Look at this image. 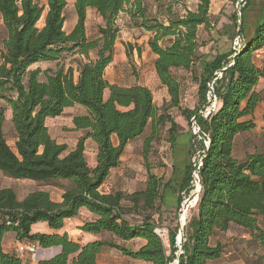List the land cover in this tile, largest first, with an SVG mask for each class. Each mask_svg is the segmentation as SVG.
<instances>
[{
	"label": "trees",
	"instance_id": "1",
	"mask_svg": "<svg viewBox=\"0 0 264 264\" xmlns=\"http://www.w3.org/2000/svg\"><path fill=\"white\" fill-rule=\"evenodd\" d=\"M72 1L76 23L67 33L64 24L68 0H46L45 5L39 0H0V101L11 112L14 133L11 147L3 131L5 108L0 107V173L18 181L67 183L61 185L60 202L53 201L45 190H34L19 199L13 189H0V264H21L20 255L28 254L19 252L18 246L5 252L2 240L6 234L14 235L20 245L59 248L55 257L38 264H99L98 256L107 248L144 264H217L224 253L220 239L230 227L244 234L242 239L249 237L251 243L264 246V151L247 154L243 159L234 156L237 138L254 129L250 120L242 119L252 115L261 102L254 87L264 79V69L257 66L254 54L264 47V8L252 34L245 36L243 13L251 0H244L240 16L231 15L233 24L240 21L243 40L239 50L218 54L208 61L199 54L203 44L198 33L215 24L210 14L211 0H150L153 4L149 0ZM229 1L235 4L239 0ZM174 4L182 6L184 12L179 13ZM87 10L94 11L102 21L91 39L86 33ZM120 15L128 18L131 28L149 35L141 45L126 41L121 44L127 58L134 51L140 56L145 49L155 56L153 75L168 95L167 108L181 107L177 70L190 72L198 84L201 107L182 109L181 116L188 123L195 118L199 132L191 140L202 137L198 173L201 191L198 200L190 204L194 209L182 231L184 241L179 255L177 226L167 234L169 251L155 232L169 181L152 173L145 164L141 189L125 193L121 184L108 183L112 171L120 169L126 146L142 137L148 127L150 133L142 151L146 162L152 143L166 124L167 142L172 149L183 130L165 113L166 108L157 112L150 85L120 86L105 79L119 41L116 22ZM70 52L80 57L76 80L72 67H40L42 63H58L64 53ZM208 84L217 103L204 118L201 111L208 105ZM74 106L84 113L75 115L72 124L85 134L68 151L65 144L51 137L46 123ZM86 140L95 146L93 166L85 159ZM193 154L192 142L190 163L180 187L186 195ZM177 201L181 202V195ZM81 209L93 218L80 216ZM76 217L82 221V232L102 238L83 244L66 233L31 231L38 223L59 231L66 220Z\"/></svg>",
	"mask_w": 264,
	"mask_h": 264
},
{
	"label": "rangeland",
	"instance_id": "2",
	"mask_svg": "<svg viewBox=\"0 0 264 264\" xmlns=\"http://www.w3.org/2000/svg\"><path fill=\"white\" fill-rule=\"evenodd\" d=\"M150 1V0H149ZM173 1V0H171ZM244 0H239L237 3L232 4L229 0H211L210 2V14L215 19V24L208 30L201 28L199 30V41L202 42L203 46L199 50V54L205 55L206 60H211L218 54H227L230 50H233V43L236 37H240L242 39L243 35L237 36V29L240 26V21L233 24L231 21V15L234 13L237 16H240V10L243 7ZM41 5H45L46 0H39ZM150 3L153 4L152 1ZM242 3V4H241ZM174 9H176L179 13H183L184 9L182 6L174 4ZM189 7H191L189 5ZM264 8V0H251L250 7L243 13L244 18V25L243 31L245 36L248 33L252 32L253 27L256 21L259 18L261 13V9ZM65 17L66 21L64 24V30L67 32L69 28L75 23L76 15L73 10L72 0H68L67 8L65 10ZM42 21V20H41ZM39 22L38 26L41 27L42 22ZM128 18L124 15H120L117 19L116 26L119 29V43L116 46L117 49L115 51V57L118 61L117 63V76L120 81L128 84L129 82L134 83V80H140V83L145 85H150L152 92H153V102L154 105L158 109V113H162L163 109L166 108L165 113L172 118L173 121L180 124L182 126V131L178 135H193L191 130V122L188 123L184 120L181 116L182 109H194L196 107H201L198 97H197V82L193 79L190 72L177 70L175 72L176 77L180 81V108H167L168 107V95L166 94L165 88L160 86L158 82H156L154 75L150 71V59L149 54L146 51L142 52L141 58H139L136 51L133 52L131 58H127L124 54V50L121 46L122 41H126L128 43L137 45H141L144 40L147 39L149 36L148 34L141 33L136 29L131 28L128 25ZM86 33L88 38H94L96 34V29L99 25H102V21L99 19L98 15L93 12L89 11L86 14ZM247 34V35H246ZM230 58V57H229ZM80 57L78 55H74L72 52L64 53L59 60V62H49V63H42L40 67L42 69H51L55 70L57 66H63L65 69L68 67H72L74 69V80L77 78L76 70V63L79 61ZM110 70H108V73ZM43 79V77H40ZM210 86V87H209ZM210 91L207 94V101H209V97L211 93L213 94L212 85L208 84ZM214 95V94H213ZM215 96V95H214ZM264 97V94H263ZM216 98V96H215ZM212 99V98H211ZM217 101V100H216ZM212 102V101H211ZM208 105L201 111V115L205 112V109L209 107ZM0 107L5 108L4 115L6 116L7 107L6 105L0 101ZM84 111L77 106L68 108L64 110L63 114L54 119H48L46 125L48 127L49 133L53 139H55L60 144H65L68 148V151L73 150L77 145L78 141L84 136V131H78L74 129L72 124V119L75 115L83 114ZM259 124L263 125V118H264V102L263 106L259 113ZM196 125V123H195ZM168 127L169 124H166L160 132L158 133V139H156L149 149L147 162L144 161L142 157L143 151V143L145 137L149 135L150 129L147 128L145 134L142 137L137 138L136 140L129 143L124 151L122 156V161L120 165V169H118L116 175H112L111 178L108 180L110 182H116V184H121L123 189L128 191L139 190L142 188V180L146 177V170L145 164L149 165L152 173L159 174L160 169H165L164 172L166 173L167 167L165 163L170 164L171 155L173 153L172 148H170L169 143L167 142L168 137ZM197 129V126H196ZM3 131L5 134V139L9 146L13 147V138L14 133L11 128V123L8 122L4 124ZM198 131V129H197ZM201 138L197 136V138L191 143H194V154L191 157V167H190V181H189V194L186 193L181 194V202L188 198L195 189V183L193 181V161L197 162L200 156H202V150H200V143ZM112 142L116 144L115 137L112 138ZM190 143V144H191ZM203 143V140H202ZM204 145V143H203ZM264 151V128H256L255 131L250 132L248 135H241L237 138L236 144L234 147V156L238 159H243L245 155L251 154L254 152H261ZM85 159L88 165L93 166L95 163V146L90 140L85 141ZM181 158L186 160L185 155H182ZM168 171V170H167ZM171 173L169 172V175ZM119 175V176H118ZM163 173V179H164ZM173 174H171L168 178L169 181V190L172 189V182L175 183L174 180L171 179ZM164 179V181H165ZM62 182L52 181L47 184H39L36 182H25V181H18V180H11L8 177L2 175L0 173V189L1 188H11L16 193L19 199H22L28 193L34 190H49L53 193L52 198L56 199L58 195L62 191ZM137 184V185H136ZM174 195H170V199L167 198V204H171L173 211L164 212L160 214L159 219L157 220L158 229H163L168 234L169 227L173 229L178 225V209L181 206V202L175 203V196L178 198L177 192L173 191ZM185 198V199H184ZM184 199V200H183ZM194 208H189L187 210L188 219L191 215V212ZM157 218V216H155ZM187 222V220H186ZM107 239V236H104ZM103 237V238H104ZM232 237H235L234 235ZM237 237H240L237 234ZM241 242L245 240H240ZM167 251H169L168 243L164 242ZM244 251V250H243ZM178 252V251H176ZM260 252L257 251L256 254L251 253V256L248 253H243L242 250L238 255V259H242L247 261L249 264H253V262H257L259 264H264L263 261L259 259L264 258V252H261L262 258L257 257ZM179 255V253H178ZM108 264H141L140 262H136L132 259L122 256L119 252L111 249H105L101 256L98 258ZM144 264V263H142Z\"/></svg>",
	"mask_w": 264,
	"mask_h": 264
},
{
	"label": "crops",
	"instance_id": "3",
	"mask_svg": "<svg viewBox=\"0 0 264 264\" xmlns=\"http://www.w3.org/2000/svg\"><path fill=\"white\" fill-rule=\"evenodd\" d=\"M72 6H73V1H72ZM89 11L92 10H87V13ZM94 12V11H93ZM100 19V18H99ZM101 20V19H100ZM43 21V20H42ZM41 21V22H42ZM76 23V21H75ZM75 23L69 28V30L67 31L70 32L71 29L73 28V26L75 25ZM42 26V25H41ZM2 27V21L0 19V28ZM134 29V28H133ZM252 34V32L248 33L247 36H250ZM245 35V34H244ZM243 40V39H242ZM119 42L116 43L115 45V51L117 49V45ZM121 44V43H120ZM122 46V44H121ZM123 48V46H122ZM0 50H1V45H0ZM144 51H146L149 54V59H150V71L152 72V74H154V69H153V61L155 59V56L149 52L148 49H145ZM255 58H256V64L259 68L264 69V47L257 50L255 52ZM139 56V55H138ZM141 55L139 56V58H141ZM117 59L115 57H113L112 63L106 68L105 73H104V77L105 79L110 83V84H117L120 86H127L130 85L131 82H129L128 84L120 81V79L117 76ZM116 68V69H115ZM108 70H110V72L108 73ZM140 80H134V83H140ZM143 84V83H142ZM254 91L256 93H259V95L261 96V102L256 106V108L254 109V112L252 115L250 116H246L244 117L242 120L244 121H248L250 120L253 124H254V129L251 130L250 132H253L256 130V128H264V120H263V125L261 123V125L259 124V113L260 110L263 106V102H264V79L261 78L257 85L254 87ZM243 106V104H242ZM7 113L5 116V121L4 124H7L8 122H10V118H11V112L10 110L7 108ZM264 119V118H263ZM250 132L244 133L242 135H248ZM191 135H177L176 137V142L175 145L173 147V153L171 155V159H170V164L165 163V166L167 167L166 173L164 172L163 169H160V176L164 175V179L166 177L170 178L169 176L171 174L172 177L171 179L175 181V183L172 182V189H167L164 192V199H163V204L161 207V213L164 212H170L173 211L171 204H167V198L168 200L170 199V195H174L173 191L177 192V194L180 196L183 192L180 190L181 187V181L185 176L186 173V168L188 167L189 163H190V159H189V148H190V143H191ZM182 155H185L186 160H183L181 158ZM169 172L171 173L169 175ZM118 174L117 171H112L109 179L111 178L112 175H116ZM119 176V175H118ZM10 179V178H9ZM108 179V180H109ZM13 180V179H11ZM168 181L167 179H165V182ZM25 182H30V181H25ZM62 182V181H61ZM108 183L110 185L115 184L116 182H110L108 181ZM62 185L67 184L66 181L61 183ZM50 192L49 190H45ZM181 191V193H180ZM51 198L53 193H51ZM61 193L58 195V197L56 199H53V201L55 202H60V198H61ZM177 196V195H176ZM175 196V203L177 201V198ZM79 215L86 217V218H93L89 212L86 209H81L79 211ZM160 217V215H159ZM82 226V221L80 220L79 217L76 218H72L69 220H66L64 223V226L61 230L59 231H53L50 230L45 223H38L35 224L31 227V231L32 233H66L71 240L79 242V243H88V242H93V241H98L100 240L102 237L100 235H95V234H91V233H86V232H82L80 230V227ZM172 228V227H171ZM171 228L169 227L168 230H171ZM237 234L240 237H237ZM235 237H232V236ZM244 235V234H243ZM242 233L236 228V227H230V229L224 234L223 237H221L220 241L222 244H224V253L222 254L221 258L217 261V264H248L247 261L242 260V259H238V255L239 253L242 252L243 253H248L251 256V253L256 254L257 251L260 252L259 255L257 257L262 258L260 255L261 252H264V246H262L261 244H259L258 242H250V238L246 237V239H242L241 237L243 236ZM244 237V236H243ZM240 240H245L244 242L240 241ZM18 245V243H16L15 239H14V235L12 234H6L2 240V248L5 252H12L13 249H15ZM108 249V248H107ZM244 250V251H243ZM104 251L101 252V254L99 256L102 255ZM59 253V248L57 247H52V248H48V249H42V248H38V253H37V259L35 261L31 260L28 258V254L23 253L22 255H20V258L22 260L21 264H38L40 261H47L52 259L53 257H55L57 254ZM98 256V258H99ZM264 256V255H263ZM260 261L264 262V258L259 259ZM99 264H108L107 262H104L102 260L97 259ZM136 262H140L141 264L143 263L142 261H136ZM251 263V262H250ZM249 263V264H250ZM253 264H259L257 262H253Z\"/></svg>",
	"mask_w": 264,
	"mask_h": 264
},
{
	"label": "built area",
	"instance_id": "4",
	"mask_svg": "<svg viewBox=\"0 0 264 264\" xmlns=\"http://www.w3.org/2000/svg\"><path fill=\"white\" fill-rule=\"evenodd\" d=\"M241 42H242V39L240 40V37H236L234 39V43H233V51L234 52H237L239 50ZM208 102H209L210 106L205 109V112L203 113V117L204 118L207 117L210 113H212L215 110V108H216L217 101H216L215 96L212 93H211V96L209 97V101ZM197 129H196L195 122H193V120H192V122H191V130H192L193 135L194 134L195 135L198 134L199 130L197 131ZM203 143H204V146L207 147V142L203 140ZM201 163H202L201 156L199 157V159L197 160V162H194L193 161V168L194 169H193V173L192 174H193V181L195 183V189H194V191L192 192L191 195L197 193L198 190H199L200 180H199L198 173H199V169H200ZM189 203L190 202H187V198H186L184 201L181 202V204H180L181 206L178 209V225H177L178 231H177V236H176V246L178 248V253L179 254L181 253V244L184 241L182 231H183V228H184V226L186 224V220H187V218H186V216H187V210L189 208H192V207H190V204ZM183 209L186 210L185 211L186 214H185L184 221H181V215L184 212ZM155 232L163 240V242H167L168 243L167 234H166V231L165 230L158 229L157 228L155 230ZM18 250L21 253L22 252H27L30 255L31 260H33V261H35L37 259L38 248L36 246H34V245H27V246L18 245Z\"/></svg>",
	"mask_w": 264,
	"mask_h": 264
},
{
	"label": "water",
	"instance_id": "5",
	"mask_svg": "<svg viewBox=\"0 0 264 264\" xmlns=\"http://www.w3.org/2000/svg\"><path fill=\"white\" fill-rule=\"evenodd\" d=\"M239 33H240V27L237 29V34H236V35L238 36ZM220 72H222V71H220ZM192 120H193V122H195V118H193ZM194 135H195V134H194ZM200 191H201V184L199 185V190H198V192L195 193V194H193V195H190V196L187 198V202L192 201V200L194 199V197H196L197 200H198V196H199V194H200Z\"/></svg>",
	"mask_w": 264,
	"mask_h": 264
},
{
	"label": "bare ground",
	"instance_id": "6",
	"mask_svg": "<svg viewBox=\"0 0 264 264\" xmlns=\"http://www.w3.org/2000/svg\"><path fill=\"white\" fill-rule=\"evenodd\" d=\"M195 198H196V197H194V199H193L192 201H190V203H189V204H191L192 202H194ZM183 211H184V212H183V214L181 215V221H184L185 214H186V212H185L186 210H185V209H183Z\"/></svg>",
	"mask_w": 264,
	"mask_h": 264
}]
</instances>
